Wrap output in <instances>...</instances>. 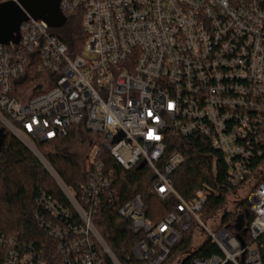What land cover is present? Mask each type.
<instances>
[{
    "label": "built area",
    "instance_id": "2783aa9c",
    "mask_svg": "<svg viewBox=\"0 0 264 264\" xmlns=\"http://www.w3.org/2000/svg\"><path fill=\"white\" fill-rule=\"evenodd\" d=\"M19 0H0L4 2ZM80 11V51L66 45L44 20L27 14L18 39L0 42V125L23 143L53 178L61 196L40 193L34 211L55 251L43 258L0 236V264H121L93 223L101 203L112 206L135 236L130 264H162L190 233L179 264L208 240L217 253L190 264H262L264 237V0H60ZM28 64L38 82L18 87ZM83 128L88 172L77 190L67 187L36 141ZM169 136L201 137L220 156L230 186H240L224 209L245 199L244 220L212 228L201 209L213 188L202 183L190 199L170 179L183 162L168 154ZM120 168L146 169L144 192L121 200L106 158ZM243 191L242 197L238 192ZM171 200L158 222L145 217L146 197ZM230 207L228 208V205ZM234 225V226H233ZM234 227V228H232ZM205 234L199 243V233Z\"/></svg>",
    "mask_w": 264,
    "mask_h": 264
},
{
    "label": "trees",
    "instance_id": "16d2710c",
    "mask_svg": "<svg viewBox=\"0 0 264 264\" xmlns=\"http://www.w3.org/2000/svg\"><path fill=\"white\" fill-rule=\"evenodd\" d=\"M64 17L63 24L57 27L54 34L66 45L68 53L73 56L80 51L85 39L80 11L65 13ZM42 76L44 75L36 72L34 65L28 64L26 74L18 82V87L24 89L33 85ZM0 130H2L0 133V236L11 240L12 247L14 239L19 248L29 249L30 245L36 252L42 250L43 258H48L55 251L54 243L48 231L38 226L34 214L37 209L36 198L40 193L59 198L61 191L35 155L14 135L2 129L1 125ZM77 130L78 128L74 130V133L68 132L65 137L56 140L35 143L39 152L63 183L73 190H77L78 184L86 181L88 177L81 159L87 149L86 138L84 133ZM73 143L83 147L82 152L77 156L65 151ZM174 150H178L183 156L182 164L170 175L176 191L185 199H190L193 190L202 183H206L214 190L202 206L201 216L204 219L215 217L219 213L222 223L235 222L238 227L241 225L238 221V208L244 220L252 218L250 214L245 217L243 213L247 207L245 199L236 201L230 210L224 209L228 203V197L240 186L228 184L220 156L208 147L205 139L195 137L188 140L169 136L166 154ZM104 167L113 171L115 186L121 200L138 192H144L152 179L146 167L124 170L108 157L104 160ZM259 181H264V176ZM145 200V217L153 222H158L173 207L171 200H160L156 196H148ZM92 219L96 229L119 262L130 264L135 236L123 224L117 211L107 203H101L98 213ZM190 233L183 234L180 242L174 245L170 255L162 264H168L177 254L185 253ZM258 242L262 245L259 253L264 264V237H260ZM214 253H217V250L206 240L190 255H184L179 264H190V259L194 255L206 257Z\"/></svg>",
    "mask_w": 264,
    "mask_h": 264
},
{
    "label": "water",
    "instance_id": "95a60500",
    "mask_svg": "<svg viewBox=\"0 0 264 264\" xmlns=\"http://www.w3.org/2000/svg\"><path fill=\"white\" fill-rule=\"evenodd\" d=\"M60 0H19L0 4V42L17 40L18 28L27 19V14L35 19L44 20L50 27H59L65 17L59 9ZM2 130H0V133ZM242 217H238L241 223Z\"/></svg>",
    "mask_w": 264,
    "mask_h": 264
},
{
    "label": "rangeland",
    "instance_id": "374dc122",
    "mask_svg": "<svg viewBox=\"0 0 264 264\" xmlns=\"http://www.w3.org/2000/svg\"><path fill=\"white\" fill-rule=\"evenodd\" d=\"M56 29L57 27H50V31L55 33L56 32ZM78 128V132H81L82 134L84 133V131L82 130V127L80 126H71L68 130L69 133H74V130ZM83 150V147L80 146L78 143H73L72 145H70L68 148L65 149L66 152H69V153H73V154H76L79 155ZM244 195V192L243 191H239L238 192V196L239 197H242ZM230 207V204L228 205V208ZM214 222H217L216 219L214 220H211L209 218L205 219V223L207 225L208 228H212ZM204 236L205 234L203 232L199 233V243L204 239Z\"/></svg>",
    "mask_w": 264,
    "mask_h": 264
}]
</instances>
